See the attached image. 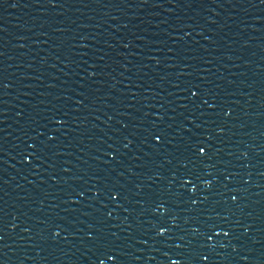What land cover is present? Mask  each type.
<instances>
[{"label":"water","instance_id":"obj_1","mask_svg":"<svg viewBox=\"0 0 264 264\" xmlns=\"http://www.w3.org/2000/svg\"><path fill=\"white\" fill-rule=\"evenodd\" d=\"M0 264H264V0H0Z\"/></svg>","mask_w":264,"mask_h":264}]
</instances>
